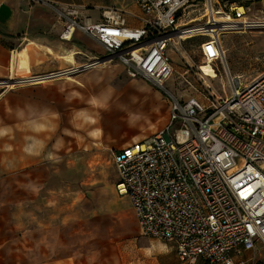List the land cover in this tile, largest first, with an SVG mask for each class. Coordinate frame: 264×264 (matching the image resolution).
<instances>
[{"label": "built area", "instance_id": "2783aa9c", "mask_svg": "<svg viewBox=\"0 0 264 264\" xmlns=\"http://www.w3.org/2000/svg\"><path fill=\"white\" fill-rule=\"evenodd\" d=\"M28 1L55 10L64 23L62 39L71 40L80 29L99 42L103 52L57 71L28 78L12 74L0 82L10 87L34 77L75 75L111 59L121 62L129 76L167 91L170 112L165 125L114 152L118 194L129 197L141 231L173 243L184 264H261L264 70L245 80L221 57L231 89L225 96L210 76L195 69L183 42L206 36L223 50V34L264 28V16L248 15L250 8L237 0H134L141 14L103 6L94 20L86 5ZM130 16L141 25L129 23ZM170 46L184 61L183 83L196 89L188 97L166 87L175 72ZM191 71L193 79L186 76Z\"/></svg>", "mask_w": 264, "mask_h": 264}, {"label": "rangeland", "instance_id": "374dc122", "mask_svg": "<svg viewBox=\"0 0 264 264\" xmlns=\"http://www.w3.org/2000/svg\"><path fill=\"white\" fill-rule=\"evenodd\" d=\"M60 1L89 6L95 16L99 14V9L95 8L116 6L128 9L132 5L131 0ZM237 1L250 8L246 9L248 15L264 16V0ZM56 17L57 22H63L58 15ZM89 40L82 42L77 39L74 43L99 54L102 46ZM222 44L233 74H241L245 80H250L264 70V28L225 33ZM24 46H29L31 52L36 44ZM183 49L195 69L198 71L199 68L205 77L212 78L215 89L225 96L231 93L228 74L214 40L195 36L183 42ZM168 53L176 70L166 82V87L182 97L196 93L194 87L183 83V59L172 46ZM105 61H108L104 64L105 74L91 75L84 79L83 84L62 79L40 83L35 88L37 96L53 99L58 106V114L63 115L60 121L63 126L59 128L57 138L59 173L57 184L52 186L57 194L56 207L62 214V217L58 216L60 227L54 240L56 255L105 247L113 249L114 264H183L170 242L141 231L129 197L119 195L116 189L115 144L136 134L151 132L155 128L153 124L159 123L170 111V95L143 78L129 76L123 66L119 67L117 60ZM191 75L192 71L186 74L190 79ZM157 90L162 93L161 98L155 97ZM98 114L105 129L110 119H122L126 125L120 131L103 136L99 125L95 124ZM80 118H83L82 122ZM258 248V259L263 264L264 247L258 243Z\"/></svg>", "mask_w": 264, "mask_h": 264}, {"label": "crops", "instance_id": "0c3cea01", "mask_svg": "<svg viewBox=\"0 0 264 264\" xmlns=\"http://www.w3.org/2000/svg\"><path fill=\"white\" fill-rule=\"evenodd\" d=\"M131 1L128 10L141 14L139 5ZM87 7L93 19L98 20L102 7L95 8L99 9L96 16L91 13L93 8ZM56 16L51 7L31 4L28 0H0V81L8 80L12 74L17 78H25L29 72L32 76L43 75L81 63L88 59L86 56L96 55L86 46L74 43L77 39L82 42L91 39L97 46L101 45L80 29L75 31L71 40L62 39L60 33L64 23L57 22ZM128 20L133 25H141L140 20L131 16ZM31 43L37 44L30 52L29 63L23 55V48L24 44ZM16 48L19 55L14 71L12 61ZM74 51H77V61L67 60L65 55ZM118 65L124 67L121 62ZM105 71L103 66L71 78L17 81L14 83L16 86L10 87L0 82V264H114L113 249L105 247L56 255L54 240L60 227L58 216L62 217V214L56 207L57 194L52 186L57 184L59 173L57 138L58 130L63 126L60 124L63 115L58 114V106L53 99L37 96L35 90L38 84L54 80H73L83 84L89 76H102ZM154 95L162 97L159 90ZM169 112L159 123L153 124L155 128L151 132H142L115 144L116 150L156 132L167 122ZM80 120L82 122L83 118ZM95 124L99 125L103 136L120 131L126 125L122 119H110L105 129L99 114ZM171 244L177 255L175 245Z\"/></svg>", "mask_w": 264, "mask_h": 264}, {"label": "bare ground", "instance_id": "6f19581e", "mask_svg": "<svg viewBox=\"0 0 264 264\" xmlns=\"http://www.w3.org/2000/svg\"><path fill=\"white\" fill-rule=\"evenodd\" d=\"M241 9H243V7L241 6ZM237 32H245V31H237ZM33 41V40H32ZM222 42V41H221ZM30 43V42H29ZM37 44V43H36ZM42 45V44H41ZM45 45V44H43ZM41 47V46H40ZM49 47V46H48ZM222 47H223V50L219 48V51H220V56L221 57H225V49H224V46L222 44ZM29 46H25L23 48V55L26 57L27 61L30 63V50H29ZM52 50V49H51ZM18 55H19V52H18V49H14L13 50V61H12V69L15 71L16 68H17V64H18ZM58 55V54H57ZM60 55V54H59ZM62 55V54H61ZM59 58V57H57ZM65 58L69 61H72V62H76V51L72 52L71 54L69 55H65ZM49 59V58H48ZM64 59V58H63ZM108 61H103L102 63H100L98 66H96L95 68H100V67H103L104 64H106ZM62 65V64H61ZM51 71V70H50ZM41 73V72H40ZM202 74V73H201ZM203 75V74H202ZM32 75L30 74V72L25 75L24 77H31ZM72 76H75V75H69V74H66V75H61V76H55V77H47V76H41V77H34V78H31V79H34L35 81L34 82H40V81H44V80H48V79H55V78H71ZM23 78V77H22ZM14 84L13 83H10V86H13Z\"/></svg>", "mask_w": 264, "mask_h": 264}, {"label": "trees", "instance_id": "16d2710c", "mask_svg": "<svg viewBox=\"0 0 264 264\" xmlns=\"http://www.w3.org/2000/svg\"><path fill=\"white\" fill-rule=\"evenodd\" d=\"M222 1H226V0H222ZM241 5H244V3H241ZM245 6V5H244ZM246 7H248L247 5H246ZM188 39H190V38H188Z\"/></svg>", "mask_w": 264, "mask_h": 264}]
</instances>
